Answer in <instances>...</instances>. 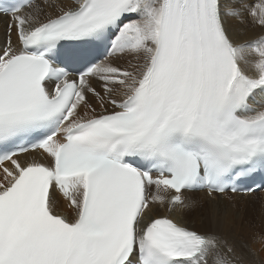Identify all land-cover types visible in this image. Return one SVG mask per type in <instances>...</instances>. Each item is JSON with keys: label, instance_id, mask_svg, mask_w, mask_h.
<instances>
[{"label": "snow or ice", "instance_id": "snow-or-ice-1", "mask_svg": "<svg viewBox=\"0 0 264 264\" xmlns=\"http://www.w3.org/2000/svg\"><path fill=\"white\" fill-rule=\"evenodd\" d=\"M43 3L0 7V264H245L155 206L264 181V0Z\"/></svg>", "mask_w": 264, "mask_h": 264}, {"label": "bare ground", "instance_id": "bare-ground-1", "mask_svg": "<svg viewBox=\"0 0 264 264\" xmlns=\"http://www.w3.org/2000/svg\"><path fill=\"white\" fill-rule=\"evenodd\" d=\"M50 2H52V0H50ZM59 2L60 0H55V3L57 5L59 4ZM65 2H67V0H65ZM254 2H256V0H248V3ZM35 4L41 5V7L43 8V13L51 12L52 14H56L58 10L56 7H47L43 3V0H38L35 2ZM25 11H28V9H25ZM43 13L41 14V19L45 18ZM9 22V16L0 15V46H3L5 40L7 39ZM261 35H264V29L260 28L258 25L246 24L240 31L239 35H237L236 39L237 42H241L243 40L255 39ZM12 40L14 43L16 42V34L14 28L12 31ZM113 57H110L109 59L113 60ZM131 59V54L121 55L120 61H123V64L121 63V66H127V64H125V61L129 62V60ZM116 64H118V62ZM93 83L97 87V90H100V82L93 81ZM256 100L261 103L264 102V98H261L259 96L256 98ZM93 102L95 104V100H93ZM97 110L99 111V108ZM36 155V153L25 154L18 157V159L21 162L30 161L35 158ZM184 195L186 198H191L198 201L199 206L192 211L175 213H168L166 210V206H163L161 211L155 210V214L171 215L178 223H181L184 226H187L190 229L199 231L201 233L215 231L222 237L226 238L236 248L237 253L242 255L245 264H264V254L261 252L263 248L260 247L261 243L259 241V238H251V236H247L245 228L242 224V221L245 220V218L243 217L245 215L247 217V214L249 215V212H253V215L259 212L264 213V202L262 204V207L257 199L261 198V196H264V192L253 195H232L226 193L224 195H215L214 198L209 197L207 192L202 191L186 192L184 193ZM262 198L264 199V197ZM246 199H248V201H253L248 202ZM242 200H245V202L247 201L249 206H247V202L242 203ZM244 204L246 205L244 206ZM58 210L67 211L66 202L62 203L61 208ZM243 210L245 212H242ZM200 215H203L205 217V223L201 226H199L197 223L192 226L191 221H196L192 218H197ZM248 218H251V216H249ZM206 226H208V229H205ZM261 228L263 229V227ZM252 232L255 233L254 231ZM209 264H212L211 256L209 257Z\"/></svg>", "mask_w": 264, "mask_h": 264}, {"label": "rangeland", "instance_id": "rangeland-1", "mask_svg": "<svg viewBox=\"0 0 264 264\" xmlns=\"http://www.w3.org/2000/svg\"><path fill=\"white\" fill-rule=\"evenodd\" d=\"M113 63H115L116 61L118 62V64L119 65H122L123 64V61H120V56H114L113 57V60H111ZM116 62V63H117ZM127 62L128 61H125V64H127ZM122 63V64H121ZM95 81V80H94ZM256 103L257 104H259V103H261V102H258L257 100H256ZM262 197H264V196H261V198H257L258 199V201L260 202V204H261V206L263 207V202H264V199L262 198ZM247 201H248V199H246ZM217 201V200H216ZM243 201V202H242ZM241 202L242 203H246L245 202V200H242ZM249 201H253V200H249ZM248 201V202H249ZM248 202L246 203L247 204V206H249L248 205ZM246 204H244V206L246 205ZM162 208H163V206H159V205H157V206H155V210L156 211H161L162 210ZM242 212H245L244 210L242 211ZM262 215V216H261ZM249 216H251V218H248ZM258 216V217H257ZM243 218H245V220H243L242 222V224H243V226H244V228H245V231H246V234H247V236H251V238H259V241H260V243H261V248H263L262 249V253L264 254V235H263V233H264V213H262V212H259V213H256L255 215H253V212H249V215L247 214V217H246V215L243 217ZM248 218V219H247ZM192 219H194V220H196V221H191V223H192V226L193 225H195L196 223L199 225V226H201V225H203L204 223H205V217L203 216V215H200L199 217H197V218H192ZM251 219H253V220H251ZM261 220V221H260ZM245 222V223H244ZM248 224H247V223ZM253 222V223H252ZM259 223V224H258ZM258 224V225H257ZM246 225V226H245ZM261 227H263V229L261 228ZM255 228V229H254ZM205 229H208V226H206V228ZM249 229V230H248ZM258 229H259V231H258ZM252 231H254L255 233H253ZM199 232V231H198ZM262 233V234H261ZM256 236H258V237H256ZM263 242V243H262Z\"/></svg>", "mask_w": 264, "mask_h": 264}]
</instances>
